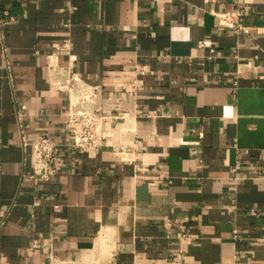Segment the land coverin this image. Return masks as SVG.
<instances>
[{
    "label": "crops",
    "instance_id": "obj_1",
    "mask_svg": "<svg viewBox=\"0 0 264 264\" xmlns=\"http://www.w3.org/2000/svg\"><path fill=\"white\" fill-rule=\"evenodd\" d=\"M51 67L96 94L97 152ZM0 264H264V0H0Z\"/></svg>",
    "mask_w": 264,
    "mask_h": 264
},
{
    "label": "built area",
    "instance_id": "obj_2",
    "mask_svg": "<svg viewBox=\"0 0 264 264\" xmlns=\"http://www.w3.org/2000/svg\"><path fill=\"white\" fill-rule=\"evenodd\" d=\"M212 15L220 28L235 31L242 29L243 11L238 7L212 11ZM206 43L201 41L199 46L206 47ZM51 70L56 71L55 76L51 78V83L67 94L65 129L71 137L70 150L75 154L97 152L101 146L100 124L104 116L95 103L96 94L92 87L85 85L71 69L51 67ZM74 89H78L79 92L72 96ZM30 149L28 159L32 169L28 177L46 182L52 180L62 167V157L57 142L48 137H39ZM235 236L234 232L233 237Z\"/></svg>",
    "mask_w": 264,
    "mask_h": 264
},
{
    "label": "bare ground",
    "instance_id": "obj_3",
    "mask_svg": "<svg viewBox=\"0 0 264 264\" xmlns=\"http://www.w3.org/2000/svg\"><path fill=\"white\" fill-rule=\"evenodd\" d=\"M53 68V67H52ZM51 70V69H50ZM50 74V73H49ZM76 94H78V92L76 91V89H74V91H73V93H72V96H74V95H76ZM102 244V243H101ZM97 246H98V244H97ZM99 246H101L100 244H99ZM104 246V245H103ZM105 247V246H104ZM95 249V248H94ZM100 249V248H99ZM98 249V250H99Z\"/></svg>",
    "mask_w": 264,
    "mask_h": 264
}]
</instances>
